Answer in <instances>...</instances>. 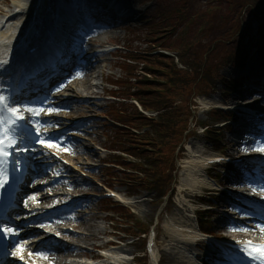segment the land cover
<instances>
[{"label":"rangeland","instance_id":"374dc122","mask_svg":"<svg viewBox=\"0 0 264 264\" xmlns=\"http://www.w3.org/2000/svg\"><path fill=\"white\" fill-rule=\"evenodd\" d=\"M1 1L3 2V0ZM6 1L8 3H4L3 6L2 3H0V7L8 11V7H12L13 5V0ZM135 1V11L132 14V19L123 23L124 25L121 28L116 29L117 36L110 38L109 41L104 43L105 50H117L120 53L119 55L126 56L125 49H127L128 52L132 50L134 52L143 53L147 52V50L150 49L149 45L151 46V49L158 47V45L160 44L164 45V47L167 46L169 42L173 39L174 30L170 28L169 32H154L156 29L150 31L148 29L143 28V25L148 24L151 26L152 23H157L156 13L159 7L166 8L167 12L170 13L172 17L170 25H176L182 19L180 18L179 14L175 12V10H179L180 8H182L183 15L185 17L188 16L191 21L188 24L187 34H182L177 37V39L173 43V46L175 48L182 47L183 45H185V39H187L188 43H192V45L195 46L193 49L190 48L191 60L195 61L197 65H200V63H202V59H205L209 63H212L215 67H217L221 63L220 65L222 66V71L220 72V74L224 76V78H226L227 80H239L246 74V72L240 70V67L238 68L235 63H229L231 57L229 59L228 57L233 54L235 48V45L231 43L230 40L232 39V31L233 28L236 26L237 21L234 23L235 19L228 15V11L222 9L220 0H192L191 2H189V0H155L153 1V3L148 2L147 0ZM213 8H217V11L212 10ZM243 8L244 7L240 5L237 11L241 9V12ZM247 16L249 22H251L252 18L250 17L249 12H246V16L242 18L245 19L247 18ZM184 24L185 23H183V25ZM254 24L255 26L257 25L255 21ZM201 26H205L206 28L202 35L199 34V29ZM176 35H178V33ZM154 45L156 47H154ZM153 55L157 54L143 53L141 54V57L145 59V61L147 60V58L151 57L150 59H148V61H152L154 60L152 58ZM253 57L254 56L250 57V61L248 62L249 65L255 62L256 59ZM112 59L118 62L117 66L113 70L106 69L105 76H107L108 74H112V78L109 80V82H115L120 84V82L123 81L125 77L123 73V65L120 62L121 57L119 58L118 56ZM227 59L228 61L226 63ZM169 60L170 58L166 59V62H161L162 65L160 67L165 70H168L170 65H172L171 63H169ZM141 69H143L142 66H139V69L137 71V75L139 77H142L143 75ZM194 78V76L187 77L186 81L190 83V81H192ZM95 83L98 84V88L96 90L99 94H96L94 96L95 98L82 99L88 100V104L86 106L88 108L90 107L91 109H84L87 113H81L79 117L90 118V121L94 122V125H92V128H94V130L88 131L84 138L78 141L80 145L84 146V154L82 155V157H80L82 163L78 165H72L73 168L71 169V172L74 174L72 182H79V188L85 193L91 192V196L95 195L97 197H100V195L105 191L104 185L116 186L114 187L113 191L124 192L122 196V198H124V202L126 203V205L133 209L140 223H142L146 227H154L153 232L150 236V262L146 264H169L166 262V260H168V255L171 252L170 249L174 248V242H171L172 239H170V237H172V230L181 225L188 226L189 220H191L193 224L196 223L194 213L192 215L193 217H188L189 211L192 213L193 211L200 209V205H202L201 199H203L202 197L204 196V194H199V192L194 193L188 189H181V186L183 185L182 180L187 173L185 162L191 158L189 148L192 146L194 149L196 147H203L206 152L205 154H210L213 151V147L209 143L208 136L203 133V129H199L197 133L196 131H192L191 135L188 137V142L185 147L186 149L183 150L185 151L184 155L178 156L177 152L174 153L175 161L177 162L176 165L178 164L179 159L182 157V160L179 164L181 169L180 181L177 187L174 202L160 207L159 203L157 202V197L151 192H149V187L143 185L145 182L144 180L131 181L130 174L124 173L122 168L115 166L113 160L110 158L111 154H109L110 152H108L106 149L111 150L123 147V149H132L134 151H139L135 150L136 147H133L135 143L132 141L134 138L138 140L143 139L144 137L141 132L138 133L137 131H135V129H133L134 125L139 126L137 119L132 120V118H130L132 121L129 122V126L127 128L116 129L117 126H114V124H112L111 122H114L113 119L120 116V111H125L128 108H120L115 105L109 106L111 105L109 91L113 90L112 86L107 84H104V86H102L99 77L97 78ZM141 86V82L138 81L136 84H133L132 87L136 89V91H139V88ZM132 87L121 85L119 92L127 94L130 89H132ZM155 87L156 86L154 84L153 88ZM103 88H105V92L103 91ZM218 90L219 92L217 94L206 95V90L201 87L194 88L190 85H187L186 90H184L182 93H180L181 89H175L174 87H172L166 99L168 101V105L173 106L176 109L175 115L178 122H182L183 119L187 116L186 112L188 109L186 105L189 106L192 99L196 98L195 101L197 102V106L195 107V109L197 114L195 122L199 127L209 126L214 128V124L217 122H231V120H229L231 117L227 114L223 115L214 114V112H207V109L209 107L214 106L213 103L226 104L234 108L241 107L240 105L236 104L238 98L240 97L238 94L228 96L227 94H225V90L223 89L221 84H219ZM70 93H72L74 96L73 92ZM151 94L152 92H148L146 95ZM160 96H163L162 92ZM175 97L177 102H175ZM224 98L226 99V102L224 101ZM242 98H248L247 101H253L246 95ZM210 101L211 104L207 106L206 104ZM186 102H188V104ZM93 103H95V105H93ZM260 107L264 109V104L260 105ZM206 131L207 129H205V132ZM229 135L226 137V139L228 140L232 139L231 137H229ZM151 139L152 137L150 136L149 140ZM157 140L161 142L159 146H157L158 144H151V146L148 145L146 147L155 151H148V153L150 156L153 157V164L154 158H157L156 171L160 172L161 174H165L167 169L171 166H174L175 163H172V156L168 155L169 148L166 145L168 141L165 139L161 140L159 138H157ZM116 142L122 143L123 146L116 144ZM139 145L141 144L139 143ZM222 153L229 155L235 154V152L230 148H227V150L223 151ZM87 156L91 157V159L88 160ZM107 162H110L111 164L107 165ZM148 173H150L151 175L156 174L154 169L148 170ZM170 176H172V178H175L174 173H172L171 175H169L168 173L164 175V177ZM223 177L224 176L222 174V177H220L218 181L226 182ZM126 187L130 192L139 193L142 195L133 199H129L126 194ZM223 189L225 188H222V190ZM42 193L43 195L48 196L46 192L42 191ZM207 197L212 196L207 195ZM183 198H185L186 202ZM207 200L212 203L211 205L215 206L216 204L222 202L221 200H219V198L216 199V202H214V200H212L211 198ZM189 202L190 205L193 206L192 209H189V205H185ZM101 204L99 199L92 197L91 207L100 217L98 219L99 226L103 229H107V232H109L111 235H115L117 236V238H120L116 230H114L115 226L108 220V216L105 213L100 212ZM158 221L159 225L157 226ZM220 221L221 220L219 216H216L213 219L212 223L214 226V230H220L217 233H220L221 236L225 237L227 232L220 229ZM245 223L248 224L249 222ZM109 240H115L118 243V246H125L129 258H131L137 251V246L132 245L129 241H117L118 239H116V237H105L104 242ZM204 245L206 246V244ZM178 250L180 251L181 249L179 248ZM201 251L202 249L198 250V252L195 250V253H201ZM203 251H206L205 247ZM154 254L155 257L153 256ZM60 257L62 258V261H65V263L68 264V262L64 259V253H61ZM103 264H111V261L105 259L103 261ZM195 264L200 263L196 262Z\"/></svg>","mask_w":264,"mask_h":264},{"label":"bare ground","instance_id":"6f19581e","mask_svg":"<svg viewBox=\"0 0 264 264\" xmlns=\"http://www.w3.org/2000/svg\"><path fill=\"white\" fill-rule=\"evenodd\" d=\"M56 1L59 3L57 4ZM87 2L91 7L94 5L106 4L107 0H87ZM135 2V0H118L121 10L127 12L129 19L132 18V13L135 11ZM0 3H2L3 6L4 3L7 4L8 2L6 0H3V2L0 0ZM42 4L48 6L46 12L45 9L40 11L43 8ZM66 7V2L60 0H13V5L12 7H8V11L0 7V69H5L6 66H8L7 64L11 61V58L14 59V57L19 54L17 48L20 47L23 42H33V45L27 49V51H29L32 47L37 45L38 40L34 38L35 34L38 35L39 32L46 33V31L53 28L55 22L64 25V18L57 17L56 13L57 9H59L60 15L65 13ZM97 10L98 8L92 9V11L95 12L93 16L102 21L106 14L108 16L107 23L109 25L108 27L96 28V33L92 36V38L95 37V40H90L83 49V52H81L82 54L84 51H87L86 55L90 54V59H87L88 64L81 73V78L76 80L73 84L63 86L61 92L58 93L60 95L64 94L63 96L65 97H75L79 99L95 98L94 96L99 94L96 90L98 84L95 83L97 78H100L102 86H104L106 78H112V74H108L107 77L105 76V70H113L117 66L118 62L112 58L118 57L120 53L117 50L107 52L106 50H100V48L102 49L105 45L104 43L109 41L110 38L116 37V29L121 28L124 24L118 27L110 25L112 22L114 23V21L118 20V18L114 16V14L116 13L117 15L118 12H115L112 15L111 10L108 11L107 9H103L105 14H102ZM39 12L45 13L43 14ZM87 34H89L88 31ZM22 60L23 58H20L16 63H19L21 66L22 64L20 61ZM254 85H257L255 87L262 88L264 91V77L255 78L251 83V86ZM103 91L105 92V88H103ZM70 92L74 93L73 97V94ZM68 101L72 102V99H69ZM210 103L211 102L207 104ZM87 104L88 102H83L82 104L73 106V104L66 103V105L70 107V110L68 109L67 112L68 116L79 118L81 113L86 114L87 112L84 109H91L86 106ZM93 105H95V103H93ZM250 105L253 104L250 103ZM26 149L27 151H24L23 154L26 155L27 160L30 162L31 160L29 159L28 153L32 151L30 148ZM189 149L191 158L185 162L187 173L182 180L183 185L181 186V189H188L192 192H199L202 187L215 189V184H213L205 174V166L211 158L205 155L203 147H196L194 149L192 146ZM81 156V152L78 151L74 154L72 159L76 164H80L82 163L80 159ZM87 159L90 160L91 157L87 156ZM51 161H53V159ZM59 173H62V176L55 181V184L62 186V188H67L68 183L64 178L70 176V170L63 168L58 174ZM82 193L84 197L81 205L87 204V206L85 208L79 207V209L70 208L64 211L63 216H61L54 224L55 227L59 228L55 231L57 237L48 233L45 236L39 237L40 240H37L36 242H33L30 239L22 249L19 248L17 254L19 257L17 259L20 261L17 260L18 264H67L65 261H62V258L60 257L61 253H64V259L68 264H84L79 261L77 262L76 259L86 257L92 258L91 260L94 261L93 263L89 262V264H101V262L97 263V260H95L96 255L93 253L96 251L97 247H108L110 242H104V238L109 236L110 233L107 232V229H103L99 226L98 219L100 217L92 207L89 206V203H92L89 198L91 192L85 193L82 191ZM116 193L118 196H122L121 193L123 192L117 191ZM56 194L57 193L54 192V195L52 196L53 198L43 200V205L45 206L49 202L54 201ZM42 198L44 199V197ZM183 199L186 202L185 198ZM37 200L36 203H34V206L40 205ZM27 203L29 205L31 204L30 201H27ZM185 205H189V209L193 208V206L190 205V202ZM34 206L31 209H35ZM225 209L227 208L222 206V208L219 209V212L226 213ZM190 216H192V213L189 211L188 217ZM188 224V226L181 225L172 230V237H170V239H172L171 242H174V248L170 249L171 252L168 255V260H166L167 263L193 264L196 262L195 253L191 249L197 248V246L202 247L201 244L197 243L201 236L197 227L193 223L191 224L188 222ZM238 227L241 229L242 224ZM47 243L56 245V249L41 252L38 247ZM89 248H92L91 254L88 252ZM179 248L181 249L180 251L178 250ZM27 253H30V255L28 256ZM105 254L108 260L121 262V260L128 255V252L125 246H113L111 247V250ZM153 256L155 257V254ZM40 260H43L44 262L42 263Z\"/></svg>","mask_w":264,"mask_h":264},{"label":"trees","instance_id":"16d2710c","mask_svg":"<svg viewBox=\"0 0 264 264\" xmlns=\"http://www.w3.org/2000/svg\"><path fill=\"white\" fill-rule=\"evenodd\" d=\"M242 1L243 0H238L237 2L238 5H241ZM251 2L253 4V7H255V9L259 13L264 12V0H251ZM184 44L185 45H183L182 47L174 48L173 50L176 51V53L178 54L177 59L179 63H181L187 69L186 72H183L179 69L175 61V58H170L169 60V63H171L172 65H170L169 69L167 70L169 71V74H168L167 71L161 68L160 66L162 65L161 62L163 61L166 62V59H168L169 57H166L164 55H159L158 57H152L154 59L152 61H148V59H150L151 57L147 58L146 61L143 58L139 61L141 54L143 53L132 51L126 61V65H127L126 68H128L129 79L136 78L137 81L139 80L138 79L139 77L135 74L136 70L139 67L131 66L133 65V63H139V64H143L142 70H144V72L157 74L156 71L158 70L161 73V74L158 73L159 76L161 78H164V80L166 78L165 80L166 84L162 86L163 88L175 86L178 89H180V88L186 87L187 85H191L192 83L196 82L202 70L207 66V63L206 62L204 63L202 59V63H200V65H197L195 61L191 60L190 48H192V46L186 43V41H184ZM192 70L194 71L193 75L195 78L192 81H190V83H188L186 81V78L190 77L188 73L191 72ZM206 71L208 73L207 79L211 80L212 73H213L211 66H208ZM127 84L130 87H132V81H127ZM141 84H142V88L139 89V92L137 94L133 93L134 96L132 97H134L137 101L140 102L144 110L146 111L154 110V111L159 112L158 118L148 119L147 117L143 116V114H141L138 111V108L136 106L134 105L127 106L126 104L123 103V104H119V106L128 108L124 111V114L126 115L120 114V116L116 120L119 123L121 122L122 124L128 126L129 122L137 119L139 124H142L145 126L144 128L149 129L148 134H150V132L153 130L155 134L156 133L160 134V138L167 139L169 138L168 134L172 132V130L179 127V122L177 121L175 112L172 109H169L167 106H165L166 101L162 97H160L158 93L156 94L153 91L151 95L146 97V94H147L146 92H150L148 91V89L151 86L150 81L147 80L146 77H144L143 81H141ZM132 89L129 92H132ZM162 90L165 91V89H162ZM132 97L131 98L124 97L123 99L126 101H130L132 100ZM130 118H132V120Z\"/></svg>","mask_w":264,"mask_h":264},{"label":"snow or ice","instance_id":"6c2138e0","mask_svg":"<svg viewBox=\"0 0 264 264\" xmlns=\"http://www.w3.org/2000/svg\"><path fill=\"white\" fill-rule=\"evenodd\" d=\"M59 110V109H58ZM45 123H47V122H45ZM53 139V137L52 136H48L47 137V140H49V141H51ZM5 143V140L3 139V138H0V145H3ZM50 146V145H49ZM17 151H27V149L23 146V145H21L18 149H16ZM262 150H264V149H262ZM11 152H7V153H5V152H3V151H0V156H4V155H8V156H11ZM3 187V182L2 181H0V188H2ZM5 231H11V228H8V229H5ZM262 254H264V253H262Z\"/></svg>","mask_w":264,"mask_h":264}]
</instances>
